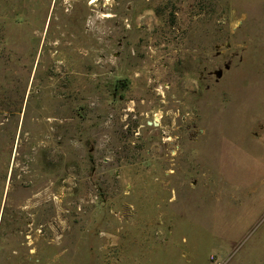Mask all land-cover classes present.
I'll use <instances>...</instances> for the list:
<instances>
[{
	"label": "rangeland",
	"instance_id": "obj_1",
	"mask_svg": "<svg viewBox=\"0 0 264 264\" xmlns=\"http://www.w3.org/2000/svg\"><path fill=\"white\" fill-rule=\"evenodd\" d=\"M0 264H264V0H0Z\"/></svg>",
	"mask_w": 264,
	"mask_h": 264
},
{
	"label": "water",
	"instance_id": "obj_2",
	"mask_svg": "<svg viewBox=\"0 0 264 264\" xmlns=\"http://www.w3.org/2000/svg\"><path fill=\"white\" fill-rule=\"evenodd\" d=\"M216 74H217L218 76H220V75H221V72H220V71H218Z\"/></svg>",
	"mask_w": 264,
	"mask_h": 264
}]
</instances>
